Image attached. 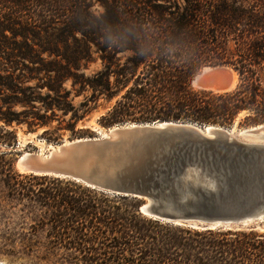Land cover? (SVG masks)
<instances>
[{"label":"trees","instance_id":"16d2710c","mask_svg":"<svg viewBox=\"0 0 264 264\" xmlns=\"http://www.w3.org/2000/svg\"><path fill=\"white\" fill-rule=\"evenodd\" d=\"M31 1V16L19 18ZM80 1L0 0V145H17L14 124L29 133L43 129L39 137L47 142H58L52 135L66 130L78 138V123L99 101L116 97L98 118L101 127L157 121L231 127L240 114L239 125L264 124V0H101L103 21ZM53 20H63L65 33L79 32L85 41L69 53L48 52L60 60L44 58L47 49L35 43L40 36L33 26L44 30ZM130 21L152 48L149 58L103 43V23ZM93 53L103 67L87 76ZM216 65L233 69L234 89L191 86L202 67ZM72 92L83 98L76 107ZM12 155L0 152V212L17 210L16 233L2 237L15 238L3 245L7 257L27 264H264V232L152 218L140 212L145 200L18 174Z\"/></svg>","mask_w":264,"mask_h":264},{"label":"water","instance_id":"95a60500","mask_svg":"<svg viewBox=\"0 0 264 264\" xmlns=\"http://www.w3.org/2000/svg\"><path fill=\"white\" fill-rule=\"evenodd\" d=\"M233 73L227 65L204 66L191 86L228 92L234 89ZM256 126L235 133L174 121L126 123L45 153L25 152L14 167L18 174L145 200L140 212L152 218L264 232V124Z\"/></svg>","mask_w":264,"mask_h":264},{"label":"rangeland","instance_id":"374dc122","mask_svg":"<svg viewBox=\"0 0 264 264\" xmlns=\"http://www.w3.org/2000/svg\"><path fill=\"white\" fill-rule=\"evenodd\" d=\"M101 0H81L79 4H82L85 6L87 12L97 18V13L103 12L102 5L100 4ZM35 4L34 1H31V4H29V12L27 14H17V16L21 19H24V17H29L31 16L30 12L32 10V5ZM28 7L26 6V9ZM26 13V12H25ZM69 18H74V15L69 14ZM49 26L44 30L42 28H36L33 26V31L35 33H39V38L38 41L35 43H38L42 48L47 49V53L43 55L44 58L48 60H55L59 58H56L54 55L50 56L48 52H54L56 50H59L60 53H64L67 51L68 53L74 49H78L79 47L84 45V39L81 33L79 32H74V33H65L64 29V24L63 20L59 21H51L49 22ZM18 29V27L16 26ZM7 36H10L9 33L6 32ZM63 36L65 38V41L59 42V37ZM37 48V47H36ZM93 51V47H91ZM122 63V62H121ZM103 63L101 60L98 58V56L93 53L91 56V60L87 65V69L84 70L85 75L91 76L95 72L99 71L102 69ZM199 72V71H198ZM237 83V81H236ZM29 86H34L35 82H32L28 84ZM66 90H71V82H66L63 86ZM42 94H45L46 91L43 90L41 91ZM119 97H116L113 99L111 102H105L103 100L99 101L98 103V109L95 110L92 114L88 115L87 117L84 118L83 121L79 122L76 129L75 133L77 136H80L78 138H87V137H96L98 136L101 132H107V129L110 127H101L98 123L97 120L100 116L105 114L106 111L110 109V107L114 104V102L118 99ZM71 103L73 104L74 107H76L82 100V96L75 97L74 93L72 92L70 98ZM38 106V104H37ZM22 109L19 107H16L14 111H21ZM57 117H61L60 112H56ZM244 114H240L237 119L234 121L233 125H231V131L235 133H240L244 130H248L250 128L256 127V125H239V123L242 121ZM65 122H67L70 118V116L66 117H61ZM57 126V122L54 121L51 124V130H53ZM114 126V125H113ZM111 126V127H113ZM235 127V128H234ZM13 130L17 132V145L11 149L10 147H6L4 145H0V152H12L13 155L9 156L11 157L14 161L13 167L15 165V162L21 154L25 152L29 153H37V152H43L45 153L47 149L56 146L58 144H61L62 142H69L71 140L77 139V137H72L70 131H60L59 133L52 135V138L54 137H59L58 142H47L45 139L40 138L39 136L42 134L43 129H39L37 132H27L25 126H16L15 124L12 126ZM15 170V167H14ZM16 171V170H15ZM0 184V190H2ZM3 199V197H2ZM7 213L3 214L0 212V264H27V260L23 259L22 257H11V256H5L7 251V248L3 245L12 243V241L15 240L13 236H11L10 240L11 241H4L2 239L4 233H16L17 227H15L14 224H16V217L14 214L16 213L17 210H11L10 208L7 209ZM14 213V214H13ZM27 225H29V221L26 222ZM15 227V229H14ZM7 228L10 229V231L7 230ZM13 229V230H12ZM14 238V239H13Z\"/></svg>","mask_w":264,"mask_h":264},{"label":"clouds","instance_id":"9594fccd","mask_svg":"<svg viewBox=\"0 0 264 264\" xmlns=\"http://www.w3.org/2000/svg\"><path fill=\"white\" fill-rule=\"evenodd\" d=\"M97 16L103 21V14L98 12ZM101 39L103 43L112 49L123 50L134 56L149 58L152 48L145 43L138 31L135 22H127L123 24L103 23L101 29ZM136 45L135 51L130 45Z\"/></svg>","mask_w":264,"mask_h":264},{"label":"bare ground","instance_id":"6f19581e","mask_svg":"<svg viewBox=\"0 0 264 264\" xmlns=\"http://www.w3.org/2000/svg\"><path fill=\"white\" fill-rule=\"evenodd\" d=\"M236 74H234L233 73V85H232V88H234V86H235V83H236ZM260 126H256V127H254V128H250V129H248V130H244V131H249V130H254V129H258ZM235 128V127H234ZM244 131H242V132H244ZM233 132V131H232ZM241 133V132H240ZM99 135H102V136H104V135H106V132H101ZM68 143V142H67ZM23 154H25V153H23Z\"/></svg>","mask_w":264,"mask_h":264}]
</instances>
